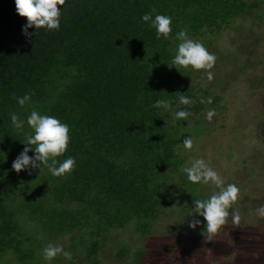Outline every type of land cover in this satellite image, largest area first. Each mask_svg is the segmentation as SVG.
I'll return each instance as SVG.
<instances>
[{"label":"trees","instance_id":"16d2710c","mask_svg":"<svg viewBox=\"0 0 264 264\" xmlns=\"http://www.w3.org/2000/svg\"><path fill=\"white\" fill-rule=\"evenodd\" d=\"M153 9V16L172 17L168 39L157 40L155 30L141 20ZM247 12L242 0H65L59 29L30 28L33 35L26 38L21 32L26 18L18 16L14 0H0L4 262L38 264L41 259L34 257L42 258L45 246L68 233V251L75 245L79 255L86 253L81 264H103L106 235L126 229L143 238L167 208L173 211L175 199L168 193L175 187L172 174L178 175L183 165L177 152L182 139L166 123L169 109L153 105L165 100L174 108L185 95L196 103L181 105V110L198 113L204 107L189 83V68L171 67L180 42L176 33L183 29L197 39L227 28ZM25 93L31 94V103L22 108L16 97ZM33 109L68 124V148L56 159L74 157L71 174L53 177L47 169H36L29 175L12 169L31 130L25 124L18 133L10 113L26 120ZM45 236L48 240L38 242ZM122 244L117 257L130 251L127 242ZM132 255L140 261L148 254L137 250Z\"/></svg>","mask_w":264,"mask_h":264},{"label":"rangeland","instance_id":"374dc122","mask_svg":"<svg viewBox=\"0 0 264 264\" xmlns=\"http://www.w3.org/2000/svg\"><path fill=\"white\" fill-rule=\"evenodd\" d=\"M242 1L247 13L234 18L219 32L193 39L216 57L210 69L212 80L207 79L204 70L193 71L189 67V83L203 98V109L189 112L186 120L179 121L172 115L181 110V105H169L170 116L165 114L166 123H172L174 137L183 142L189 136L193 141L190 150H185L182 142L178 145L183 165L178 175L172 174L175 187L168 193L175 199L173 213L167 208L143 238L126 229L106 235L100 255L103 264H264V216L258 213L264 206V0ZM254 2L255 8L251 5ZM209 98L211 103L207 102ZM195 103L192 100L189 105ZM210 110L214 111L211 120L207 118ZM196 159L205 160L226 184L240 189L225 225L211 236L204 232L203 217L194 213L193 201L206 199L218 189L211 183L187 181L183 168ZM234 214L239 215V223L232 222ZM257 216L262 221L257 222ZM194 219L201 220L195 228L190 227ZM27 229H33V225ZM46 240V236L40 237L38 242L43 244ZM123 242L129 244L130 251L117 257ZM70 243L69 234L65 233L50 244L68 251ZM74 247L68 251L70 260L58 255L51 264L83 263L86 253L79 255ZM137 250L148 255L135 261L132 254ZM41 260L38 264H44ZM0 264L7 263L0 258Z\"/></svg>","mask_w":264,"mask_h":264},{"label":"clouds","instance_id":"9594fccd","mask_svg":"<svg viewBox=\"0 0 264 264\" xmlns=\"http://www.w3.org/2000/svg\"><path fill=\"white\" fill-rule=\"evenodd\" d=\"M16 13L20 17H25L26 22L22 25L21 32L26 38L31 37L28 29L34 28L35 32L43 28L45 31L59 29L60 17L62 14V6L65 0H14ZM151 12L141 16V20L151 29L155 30L156 39H168L172 32V17L163 14L153 16ZM176 39L180 42L176 46L171 67L177 70L180 68H191L193 71L204 70L207 73V79L212 80L213 74L210 69L213 68L216 57L210 53L202 43L188 38L185 30L176 33ZM16 101L20 107L31 103V94L25 93L23 96H17ZM202 103L204 100L201 101ZM208 103H211L209 98ZM191 103L189 97L180 95L178 97V105H188ZM153 107L168 108V102L165 100L155 101ZM214 111L207 112V118L212 119ZM189 112L185 110H177L174 113V119L186 120ZM10 121L12 127L19 133L25 129V124L31 130V134L25 136V147L12 162V169L17 173L21 171L27 172L29 175L32 171L39 169H47L53 177H64L71 174L76 160L72 156H68L63 161L56 158L65 154L70 142L69 126L67 123L61 122L57 117L41 114L33 109L25 119H20L16 113H10ZM183 148L190 150L193 147L191 137L183 139ZM32 152L33 155H29ZM183 172L187 181L193 184L209 183L216 186L218 191L210 195L206 199H194L193 211L198 217H203L206 222L204 224V232L215 234L226 223L229 216V208L234 204L239 195L240 189L237 185L228 183L203 159L194 160L190 166L183 168ZM258 213L264 216V206L258 209ZM239 215L232 216L233 223H239ZM201 224V220L194 219L190 227L195 228ZM58 255L63 256L66 260L71 259V253L65 251L62 246L48 244L41 250V256L44 264H51L53 259Z\"/></svg>","mask_w":264,"mask_h":264}]
</instances>
